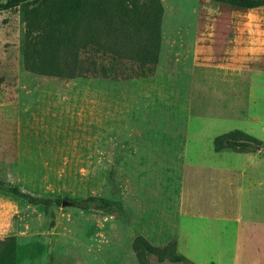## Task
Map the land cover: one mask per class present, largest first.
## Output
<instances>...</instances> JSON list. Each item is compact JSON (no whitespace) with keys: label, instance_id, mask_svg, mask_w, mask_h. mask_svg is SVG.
Wrapping results in <instances>:
<instances>
[{"label":"rangeland","instance_id":"obj_1","mask_svg":"<svg viewBox=\"0 0 264 264\" xmlns=\"http://www.w3.org/2000/svg\"><path fill=\"white\" fill-rule=\"evenodd\" d=\"M160 1L154 72L126 80L26 71L21 9L0 12V181L64 202L34 206L0 191V241L14 237L27 249L19 264H139L137 236L158 248L175 243L189 260L208 257L202 264H264V153H256L261 201L254 195L239 205L217 179L194 172L217 159L242 169L237 153L213 149L214 137L232 130L260 139L264 150V8ZM237 56L242 65L222 66ZM237 179L228 178L233 186ZM91 196L121 208L66 202ZM191 224L199 226L194 240Z\"/></svg>","mask_w":264,"mask_h":264},{"label":"trees","instance_id":"obj_2","mask_svg":"<svg viewBox=\"0 0 264 264\" xmlns=\"http://www.w3.org/2000/svg\"><path fill=\"white\" fill-rule=\"evenodd\" d=\"M243 10L264 8V0H212ZM21 9L23 41L21 52L26 71L37 75L75 78L130 79L153 74L158 62L160 25L163 6L160 0H6L0 2V12ZM83 55V56H81ZM96 56L107 59L109 65H98ZM127 63L133 65L129 67ZM125 64V65H124ZM129 71L130 74L126 72ZM112 74H114L112 76ZM215 152L255 154L262 151L263 142L240 130L214 137ZM0 191L20 198L34 206L60 205L57 197H36L16 186L0 181ZM66 202L83 210L111 212L121 204L91 196ZM139 264H193L177 253L176 244L162 248L152 246L144 237L132 242ZM27 249L14 237L0 241V264H19Z\"/></svg>","mask_w":264,"mask_h":264},{"label":"crops","instance_id":"obj_3","mask_svg":"<svg viewBox=\"0 0 264 264\" xmlns=\"http://www.w3.org/2000/svg\"><path fill=\"white\" fill-rule=\"evenodd\" d=\"M197 53H198V49H196V54ZM237 62L238 63L232 66L224 65L222 63V66H225L227 68L228 66L230 68H234V66H238L239 63L240 65H242L244 63V59L241 58V56L240 57L237 56ZM227 68H224V69L227 71L229 70ZM236 68L238 69V67ZM259 68L264 69V66L262 63L260 64ZM237 154L240 156L239 159H240V163H241L240 165L242 166V169L241 168L235 169L236 170L235 172L233 169H230V162L228 160H223V159L211 160L210 163L205 164L204 166L198 167L196 165L194 167L195 168L194 172L196 174V177L200 181L203 180L204 178H210L212 180L217 179L218 184H220V186L222 187H226L227 188L226 191L229 194V196L233 197V199L235 198L236 201H238L239 205L242 202H249L248 200L244 201L243 200L244 197H251L254 195L258 197L260 196L259 200L261 201V195H258L261 189V172H262L261 158L256 157V153L255 154L237 153ZM234 173H236L237 178H238L236 186H233L232 181L230 182L228 180L229 176H232ZM230 187H235V188L230 189ZM182 226H183L182 223H180L178 226L177 234L180 232V230L182 229L185 230V228H183ZM198 230H199V226L197 224H194L193 226L191 224L190 227L188 228L189 238L193 240L196 239ZM176 237L178 241V236ZM178 247L182 253L186 251V250H183L184 248L182 247V244L179 243V241H178ZM187 256L190 258L189 255ZM207 258L206 260H203L201 262H198V260L197 261L191 260L190 258V261L202 264L207 261Z\"/></svg>","mask_w":264,"mask_h":264},{"label":"water","instance_id":"obj_4","mask_svg":"<svg viewBox=\"0 0 264 264\" xmlns=\"http://www.w3.org/2000/svg\"><path fill=\"white\" fill-rule=\"evenodd\" d=\"M64 204V202H62V205Z\"/></svg>","mask_w":264,"mask_h":264}]
</instances>
